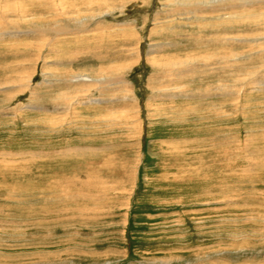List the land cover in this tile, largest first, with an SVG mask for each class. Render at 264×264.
<instances>
[{
  "label": "rangeland",
  "instance_id": "rangeland-1",
  "mask_svg": "<svg viewBox=\"0 0 264 264\" xmlns=\"http://www.w3.org/2000/svg\"><path fill=\"white\" fill-rule=\"evenodd\" d=\"M204 1L0 0V264H264V1Z\"/></svg>",
  "mask_w": 264,
  "mask_h": 264
},
{
  "label": "bare ground",
  "instance_id": "bare-ground-1",
  "mask_svg": "<svg viewBox=\"0 0 264 264\" xmlns=\"http://www.w3.org/2000/svg\"><path fill=\"white\" fill-rule=\"evenodd\" d=\"M250 1H253V0H210V4H212L213 6H218V7H227V8H232V7H235V6H238V4H237V2H239V4L241 3V2H243L244 3V5L247 3V4H249L248 2H250ZM262 1H264V0H262ZM185 2V1H184ZM203 2H205L204 0H203ZM206 2H207V0H206ZM254 2V1H253ZM252 2V3H253ZM257 2V1H256ZM259 2V1H258ZM260 2H261V0H260ZM255 3V2H254ZM17 4V3H16ZM189 4V3H188ZM207 4V3H206ZM246 4V5H247ZM199 5H200V3H199ZM203 5V4H202ZM209 5V4H208ZM240 5H242V4H240ZM207 6V5H206ZM203 7V6H202ZM210 7V6H209ZM242 7H244V6H242ZM205 8V7H204ZM211 8V7H210ZM222 9V8H221ZM226 9V8H225ZM4 10V9H3ZM16 11V10H15ZM5 12V11H4ZM10 14V13H9ZM233 13H231L230 14V16H228V18L229 19H231V18H233L234 16L232 15ZM5 16V15H4ZM7 16V15H6ZM34 16V15H33ZM223 16V15H222ZM221 16V17H222ZM94 17V16H93ZM224 17V16H223ZM227 17V15L225 16V18ZM5 18V17H4ZM27 18V17H26ZM249 18V17H248ZM10 19H13V18H10ZM18 19V18H17ZM28 20L27 21H30V18L28 17L27 18ZM219 19V18H218ZM221 19V18H220ZM219 19V20H220ZM24 20V19H23ZM25 21V20H24ZM228 21V20H227ZM232 21V20H231ZM222 22H224V21H222ZM242 22V21H241ZM229 23V22H228ZM236 23V22H235ZM233 23H231V25H232ZM237 24V23H236ZM48 25V24H47ZM81 26H83V24L81 25ZM12 27V26H11ZM13 27H14V25H13ZM223 28V27H222ZM11 29V28H10ZM10 29H8V30H10ZM217 29V28H216ZM36 30L39 32V33H45V32H47L48 30L47 29H44V28H36ZM70 29H68V28H66V29H62L61 28V31H60V29H56L55 31L57 32V33H59V32H63V31H69ZM25 32V31H24ZM27 32H29V31H27ZM81 32V31H80ZM7 33H9V31L7 32ZM33 33H34V31H33ZM46 34V33H45ZM16 35V34H15ZM263 38H264V36H263ZM227 40V39H230V40H232V38H227V36L226 37H224V40ZM251 40V39H250ZM253 42V41H252ZM257 42V41H256ZM255 42V43H256ZM224 43V42H223ZM262 43V42H261ZM259 44V43H258ZM217 56V55H216ZM178 61V60H177ZM179 62V61H178ZM225 63H226V61H225ZM176 64V63H175ZM225 68H228V66H226ZM76 77H78V76H76ZM80 77V76H79ZM83 78V77H82ZM78 80V79H77ZM97 80V79H96ZM45 109V108H44ZM231 121V120H230ZM33 151V150H32ZM43 151V150H42ZM8 152V151H7ZM34 153V152H33ZM37 154V153H36ZM33 155V154H32ZM35 155V154H34ZM42 155V154H41ZM53 165V164H52ZM54 181V180H53Z\"/></svg>",
  "mask_w": 264,
  "mask_h": 264
}]
</instances>
